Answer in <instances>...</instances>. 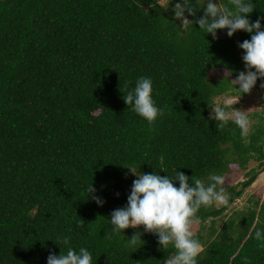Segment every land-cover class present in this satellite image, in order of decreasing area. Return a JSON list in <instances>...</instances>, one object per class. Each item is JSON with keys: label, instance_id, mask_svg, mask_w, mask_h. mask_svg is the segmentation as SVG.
<instances>
[{"label": "trees", "instance_id": "obj_1", "mask_svg": "<svg viewBox=\"0 0 264 264\" xmlns=\"http://www.w3.org/2000/svg\"><path fill=\"white\" fill-rule=\"evenodd\" d=\"M176 2L167 9L156 0H0V264H47L51 253L67 250L64 236L76 251L87 248L93 264H163L172 249L163 251L142 227L106 237L111 213L130 195L134 176L126 168L180 171L207 183L231 164L246 170L245 179L224 186L228 207L198 213V264H245V257L264 264L254 239L264 230V203L216 226L264 171V110L252 115L257 122L244 143L239 129L235 136L217 129L208 105L241 95L230 77L245 70L238 44L251 34L219 30L214 39L196 24L183 28L173 19ZM252 3L254 22L264 0ZM212 70L230 77L211 78ZM140 77L152 80L164 110L153 129L123 99ZM251 161L256 168H247ZM90 184L103 206L89 198ZM137 231L142 244L127 246Z\"/></svg>", "mask_w": 264, "mask_h": 264}, {"label": "clouds", "instance_id": "obj_2", "mask_svg": "<svg viewBox=\"0 0 264 264\" xmlns=\"http://www.w3.org/2000/svg\"><path fill=\"white\" fill-rule=\"evenodd\" d=\"M161 6L160 0H156ZM167 9L170 3L164 0ZM202 10L203 15L194 20L188 17H197V12ZM255 10L252 0H227L221 4L220 0H177L172 8L173 19L180 21V26L187 28L194 24L199 30L216 39L219 30H227V36L233 37L238 31L251 34L250 40L238 44L244 55L245 71L238 73L231 82L238 86L237 90L243 94H250L258 80H264V30L261 21L264 16L258 17L254 22L248 17ZM261 88H264L262 83ZM153 82L148 77L138 78L133 90L123 96L124 102L131 111L145 120L150 129L155 127L159 118L164 115V110L157 107L153 99ZM239 99L236 101L238 103ZM210 106L209 119L216 122L219 131L229 130L233 136L239 129L240 137L244 143H250L252 120L249 112L234 107L231 101L224 105L219 103ZM229 122L235 128L229 129ZM131 175L135 176L127 205L115 209L111 213V233L106 235L111 238L113 234L122 235L126 229H140L144 233L158 237V244L167 252L172 249V254L163 261V264H198V258L204 252V246L196 236L198 226L202 223L198 215L201 209L213 207H228L230 194L226 191L225 177L212 173L205 180L193 175L191 178L183 172L176 171L174 177L161 176L159 173H141L133 166H129ZM163 172V171H161ZM178 181L179 187L176 186ZM89 198L98 206H103L104 201L95 195L92 184L85 189ZM81 223L83 221L81 220ZM123 236V235H122ZM59 243L66 246L61 249L60 255L51 253L47 264H93L91 252L81 247L78 251L70 246L71 238L64 236L58 238ZM254 239L264 248V230H255ZM142 244L141 233L137 231L127 240V246L136 247ZM245 264H250L247 257Z\"/></svg>", "mask_w": 264, "mask_h": 264}, {"label": "rangeland", "instance_id": "obj_3", "mask_svg": "<svg viewBox=\"0 0 264 264\" xmlns=\"http://www.w3.org/2000/svg\"><path fill=\"white\" fill-rule=\"evenodd\" d=\"M161 5H165L164 0H160ZM222 0H220V3ZM220 36V35H218ZM245 71V70H244ZM222 76L230 77L229 73L225 70H212L210 72V77L212 78H219ZM231 80H235L232 77H230ZM238 87V86H237ZM239 99L238 103L236 101ZM228 101H231L235 108L248 111L252 109L249 112V117L252 120V125L257 122V119L254 118L252 115L255 113H260L264 110V88H261V86H256L252 89L250 94H241L236 97H230V96H221L215 99V103H219L220 105H224ZM257 163L251 161L248 163V169L256 168ZM229 172L224 176L225 177V184L224 186H235L238 183L244 181L245 179V173L246 170H241L237 167V165L231 164L229 165ZM136 179V177H133V180ZM133 183V182H132ZM132 184L127 188L128 192H131ZM255 201H259L260 203H264V171L261 172L255 182L247 188L240 199L236 200L230 208L224 212V214L221 216V218L216 219L217 221V228L219 229L224 221L233 216V213L235 212H241L244 211L246 207L252 206ZM219 208V207H216ZM204 226L207 228L209 226V221L205 222ZM201 226L199 225L196 231V234L200 231ZM205 232L202 231V233ZM204 234V233H203Z\"/></svg>", "mask_w": 264, "mask_h": 264}]
</instances>
